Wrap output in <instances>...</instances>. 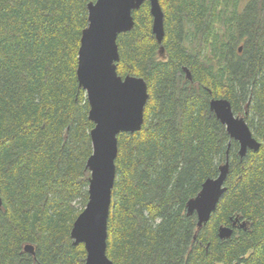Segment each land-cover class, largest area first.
<instances>
[{"label": "trees", "instance_id": "trees-1", "mask_svg": "<svg viewBox=\"0 0 264 264\" xmlns=\"http://www.w3.org/2000/svg\"><path fill=\"white\" fill-rule=\"evenodd\" d=\"M89 2L0 0V264L84 263L70 231L88 200L92 152L76 76ZM159 4L161 42L148 0L117 36V73L143 78L148 99L141 129L117 136L106 254L114 264H264V0ZM212 98L230 101L257 151L239 156ZM227 152L226 189L197 227L186 204Z\"/></svg>", "mask_w": 264, "mask_h": 264}, {"label": "water", "instance_id": "water-1", "mask_svg": "<svg viewBox=\"0 0 264 264\" xmlns=\"http://www.w3.org/2000/svg\"><path fill=\"white\" fill-rule=\"evenodd\" d=\"M144 1L95 0L87 6L88 25L81 33L76 76L78 85L85 90L89 105L88 118L93 123L90 130L92 152L85 164L89 171L88 200L70 231L73 244L84 245L86 257L83 264H114L106 254V239L111 190L116 174L117 136L120 132L133 133L141 129L148 99L147 84L143 78L133 75L122 78L117 73V36L133 28L132 11ZM148 1L152 33L157 42H161L164 36V14L159 0ZM238 51H241V47ZM209 109L225 126L230 138L238 142L240 157L245 156L248 150L259 149L260 142L253 136L244 118L234 114L229 100L212 98ZM228 169L227 152L217 176L207 178L199 193L187 202V213L196 214L197 227L206 224L215 210L226 189L224 183ZM235 221L232 227L220 226L218 237L229 238ZM239 226L244 227L245 223ZM24 251L33 254V246L26 244Z\"/></svg>", "mask_w": 264, "mask_h": 264}, {"label": "flooded vegetation", "instance_id": "flooded-vegetation-1", "mask_svg": "<svg viewBox=\"0 0 264 264\" xmlns=\"http://www.w3.org/2000/svg\"><path fill=\"white\" fill-rule=\"evenodd\" d=\"M251 0H243L241 2V7L246 8V6L250 3Z\"/></svg>", "mask_w": 264, "mask_h": 264}, {"label": "rangeland", "instance_id": "rangeland-1", "mask_svg": "<svg viewBox=\"0 0 264 264\" xmlns=\"http://www.w3.org/2000/svg\"><path fill=\"white\" fill-rule=\"evenodd\" d=\"M243 0H241V2H242Z\"/></svg>", "mask_w": 264, "mask_h": 264}]
</instances>
